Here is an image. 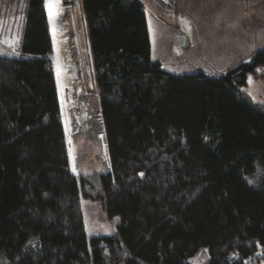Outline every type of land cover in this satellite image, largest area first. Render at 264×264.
Segmentation results:
<instances>
[{
	"label": "trees",
	"instance_id": "obj_1",
	"mask_svg": "<svg viewBox=\"0 0 264 264\" xmlns=\"http://www.w3.org/2000/svg\"><path fill=\"white\" fill-rule=\"evenodd\" d=\"M231 1L205 3L230 22ZM82 5L107 163L71 172L43 3L26 0L20 55H0V264L264 263V104L243 89L264 46L225 73L170 74L143 0ZM85 198L119 217L112 234L87 237Z\"/></svg>",
	"mask_w": 264,
	"mask_h": 264
},
{
	"label": "rangeland",
	"instance_id": "obj_2",
	"mask_svg": "<svg viewBox=\"0 0 264 264\" xmlns=\"http://www.w3.org/2000/svg\"><path fill=\"white\" fill-rule=\"evenodd\" d=\"M144 5L147 13L146 18L151 47V59L155 62H159L161 68L167 73L182 74L200 70L208 75H217L220 72L221 66L226 64L233 56L230 57L233 50L236 52L237 50L247 47L249 44H254L255 48L264 46V24H258L249 39L242 38L238 44L232 42L233 40L238 41L239 39L231 38L225 31L226 33H223L224 37L220 34L218 35V46L214 49L205 48V46L200 48V42H197L195 44L196 47L190 48L189 46L188 50L180 53L175 49V46L172 45V39L170 38L172 31L162 27L165 25L154 16L150 3L146 2ZM260 17L264 18V7L260 11L259 18ZM67 27L69 31L70 27L68 24ZM21 28L22 27H19L18 31H20ZM20 36L21 33L19 32L17 43H15L14 47L4 48L0 46V55L18 57L20 55L18 47V39ZM211 53H217V55L211 58ZM83 57L85 58V54H83ZM77 58L78 56H76L75 59ZM75 59L73 55V62ZM85 64V61H81L79 65L72 63V65H66L64 70L62 69L63 66L59 64L57 68L55 67L57 72L56 76L59 79L61 78L69 82L66 83L68 86L64 87V89L57 88V97L60 106L62 127L68 146L70 169L74 176H78L79 172L102 171L105 168L103 163H107L108 159L105 133L101 127V120L99 118L100 112L96 111L98 104L96 98L92 97L90 94L93 90L84 92L78 91V87L76 88V83L79 82L78 84H82L84 79L83 73L84 76L85 73L87 74L85 69L87 67H85ZM71 66L75 68L79 66L82 67L79 68L78 72H75ZM77 73H79L80 76L78 75L77 77ZM249 77L243 89L254 102L264 104V77H251V82L249 81ZM73 80H76V83ZM91 80V78H88L86 83L87 86L90 85ZM91 88H94V84H92ZM96 92L97 89H95V93ZM83 115V119H86L84 121L82 119ZM90 116L92 118H89ZM107 166L108 165H106V167ZM73 167L76 169L75 172L73 171ZM79 206L88 238L110 235L115 231L119 223V217L117 215L108 217L97 201L88 198L80 199ZM204 260V254H200V256L194 258V263L200 264Z\"/></svg>",
	"mask_w": 264,
	"mask_h": 264
},
{
	"label": "crops",
	"instance_id": "obj_3",
	"mask_svg": "<svg viewBox=\"0 0 264 264\" xmlns=\"http://www.w3.org/2000/svg\"><path fill=\"white\" fill-rule=\"evenodd\" d=\"M143 1L144 3L148 2L151 4L150 7L154 13V16L158 20H161V22H163L165 25L162 27L172 31V35L170 37L172 39V45L175 46V49H177V51L180 53L185 50H188L189 46L190 48L196 47L195 44L197 42H200V48H203V46H205V48L214 49L218 46V35L220 34L224 37L223 33L226 32V34L228 36H231V38L239 39L238 41L233 40L232 42L238 44V42L241 41L242 38H247L248 34L244 33V31L239 28L233 27L230 22H232V20L234 19V22H239L240 20H243L247 23L249 22L251 35L255 31L254 29H256V25L264 24V18H259L260 11L264 7V0H235L233 2L231 1V11L234 14L231 13L232 20L230 22L227 18L229 15L228 13L225 14L224 11L220 10L215 13L216 18L219 16L220 24H230L232 25V27H227L226 25L219 26V23H217V19L214 17V14H212L210 4L205 3L206 0H196L197 2L195 5L190 0ZM52 2L55 4V7L53 8V18L50 22L49 9L45 3V0H42L43 10L45 12L47 21V27L52 42L51 60L53 63V68L61 65L63 66L62 69L64 70V67L66 65H72V63L79 65L81 61H85V67H87L85 68L87 72V74L85 73V77L87 80L88 78H91L93 82L91 80L90 85L87 86L84 84H78L79 82L76 83V80L73 81H75L76 88L78 87V91L88 92L89 90H93L90 94L92 97H96L97 92L95 93V89H97V87L95 84L92 69L89 33L82 5V0H58V2L57 0H52ZM211 3L212 5H214L215 0H211ZM25 5L26 0H0V46L7 48L10 47V44L15 45V43H17V36H19V32L21 33L23 28ZM210 15H213L214 17L212 25L206 23L207 20L210 19ZM67 24L70 27L69 31ZM19 27H22L20 31H18ZM180 35L185 36L183 46L178 45ZM19 40L20 37L18 39V42ZM62 44H65L69 54V59L67 62H62V60L57 56V53H59V51L62 49ZM254 52V44H249L247 45V47L237 50L236 52L233 50L230 57L232 55L233 56L229 59L226 64L221 66L220 72L218 74L225 73L236 65L247 61L254 54ZM83 54H85V58L83 57ZM73 55L74 59L76 58V56H78V58L75 59L74 62ZM216 55L217 53H211L210 57L212 58ZM71 67L73 68V70H75V72H78L79 68H81L82 66H79L77 68L73 66ZM56 73L57 72L54 68L55 76ZM78 75L79 73H77L76 76L78 77ZM55 82L58 96L57 88L64 89V87L68 86L66 83L69 82L67 80H62L61 78L59 79L57 76L55 77ZM92 84H94L95 89L91 88Z\"/></svg>",
	"mask_w": 264,
	"mask_h": 264
},
{
	"label": "bare ground",
	"instance_id": "obj_4",
	"mask_svg": "<svg viewBox=\"0 0 264 264\" xmlns=\"http://www.w3.org/2000/svg\"><path fill=\"white\" fill-rule=\"evenodd\" d=\"M77 32V31H76ZM85 37V36H84ZM87 39V38H86ZM85 41V40H83ZM83 43V42H82ZM85 47V46H84ZM60 48V47H59ZM80 51V50H79ZM82 51V50H81ZM57 56L62 60V62H67L68 59H69V54H68V51H67V48L65 46V44H62V49L59 51V53H57ZM87 59V58H86ZM82 64V63H81ZM87 66V65H86ZM55 68V67H54ZM57 68V67H56ZM89 68V67H88ZM83 69V68H82ZM81 69V70H82ZM84 74V73H83ZM83 81H82V84L86 85L87 83V79L86 77L84 76L83 77ZM81 84V83H80ZM60 86V85H59ZM80 87V86H79ZM81 88V87H80ZM59 89V88H58ZM68 89V88H67ZM64 93V92H63ZM80 96V95H79Z\"/></svg>",
	"mask_w": 264,
	"mask_h": 264
},
{
	"label": "snow or ice",
	"instance_id": "obj_5",
	"mask_svg": "<svg viewBox=\"0 0 264 264\" xmlns=\"http://www.w3.org/2000/svg\"><path fill=\"white\" fill-rule=\"evenodd\" d=\"M57 2H58V0H57ZM45 3L49 9V20L51 22L52 18H53V8L55 7V4L52 2V0H45ZM9 46L14 47V45H12V44H10ZM249 81L251 82V77H249ZM73 171L74 172L76 171L75 167H73ZM141 175H143V173H141Z\"/></svg>",
	"mask_w": 264,
	"mask_h": 264
},
{
	"label": "water",
	"instance_id": "obj_6",
	"mask_svg": "<svg viewBox=\"0 0 264 264\" xmlns=\"http://www.w3.org/2000/svg\"><path fill=\"white\" fill-rule=\"evenodd\" d=\"M185 41V36L184 35H180L179 40H178V45L179 46H183Z\"/></svg>",
	"mask_w": 264,
	"mask_h": 264
},
{
	"label": "clouds",
	"instance_id": "obj_7",
	"mask_svg": "<svg viewBox=\"0 0 264 264\" xmlns=\"http://www.w3.org/2000/svg\"><path fill=\"white\" fill-rule=\"evenodd\" d=\"M89 118H92V117L90 116ZM105 144H106V143H105ZM67 148H68V146H67ZM106 151H107V149H106Z\"/></svg>",
	"mask_w": 264,
	"mask_h": 264
},
{
	"label": "flooded vegetation",
	"instance_id": "obj_8",
	"mask_svg": "<svg viewBox=\"0 0 264 264\" xmlns=\"http://www.w3.org/2000/svg\"><path fill=\"white\" fill-rule=\"evenodd\" d=\"M84 118V115L82 116V119ZM83 120H86V119H83Z\"/></svg>",
	"mask_w": 264,
	"mask_h": 264
},
{
	"label": "built area",
	"instance_id": "obj_9",
	"mask_svg": "<svg viewBox=\"0 0 264 264\" xmlns=\"http://www.w3.org/2000/svg\"><path fill=\"white\" fill-rule=\"evenodd\" d=\"M245 1H248V0H245ZM251 13H252V11H251Z\"/></svg>",
	"mask_w": 264,
	"mask_h": 264
}]
</instances>
